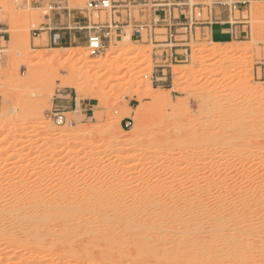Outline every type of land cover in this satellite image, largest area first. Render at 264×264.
Returning <instances> with one entry per match:
<instances>
[{
  "label": "rangeland",
  "instance_id": "374dc122",
  "mask_svg": "<svg viewBox=\"0 0 264 264\" xmlns=\"http://www.w3.org/2000/svg\"><path fill=\"white\" fill-rule=\"evenodd\" d=\"M70 1L72 7L83 9L88 0ZM217 1L220 0H191L190 4L215 6ZM48 6V3L42 8L30 6V0H0V20L8 24L11 37L0 58V198L7 197V191L13 189L18 197L26 196L28 200L33 197L40 201L63 199L62 202H67L71 200V194L67 193L70 185L76 184L73 186L78 190L76 196H84L87 192L81 187L95 184L97 179L112 186L117 194L125 178L138 175H143L144 180L136 183L133 180V184L176 187L177 184L186 187L197 178L198 185L205 184L202 181L211 174L232 186L243 185L244 174L249 175V172L252 176H263L264 156L259 155L257 159L252 154L251 140L250 146L247 145L249 149L244 145L249 134L245 135L246 129L236 143L223 140L220 143L221 139H217V144L215 140L202 148L194 146L183 134L187 130L197 134L200 131L203 135H199L209 139L216 138L220 131L222 137L229 124L244 123L247 128L253 118L264 126V0L253 1L246 12H235L231 16V21L247 26L243 38L226 37V28L220 31V26L214 28V35L207 29L204 32L196 29L188 44V61L172 66L171 77L158 84L150 81L157 47L146 42L145 32L143 42L130 38L127 43L121 36L105 43L97 57H90L85 46L37 49L33 45H39L40 41L34 39L32 31L49 15ZM203 17H206L205 10ZM109 18L108 12L91 16L94 22ZM155 32V40H165V30ZM127 33L131 35L129 29ZM111 51L112 58L106 68L81 70L76 73L79 77L72 75L79 67L74 65V59L80 54L103 64ZM68 55L73 60L66 61ZM71 75L77 83H84L82 93L66 84L61 86ZM148 85V89L161 98L160 105L149 98L133 96L137 89L148 90ZM64 97L75 101L76 108L64 109ZM56 105L73 120V126L53 123L52 110ZM141 108L143 110L138 111L146 112L140 121L135 117L136 110ZM220 118L227 121L226 127L218 125ZM124 119L132 122L127 129L123 127ZM42 124H50L62 133L84 125L86 135L80 142L55 140L50 143L48 133L43 132L38 137ZM134 126L140 128L133 135L121 132L122 129L128 132ZM263 126L258 128L262 130ZM111 138L120 141L108 145L107 140ZM242 146L249 151L241 149ZM210 149L224 152L221 156L227 159H221L226 160L227 163L222 162L225 167L219 156L214 159L203 155ZM198 152H202L199 157ZM230 158L232 164L228 163ZM237 158H240V163L236 162L238 166L234 163ZM121 168H125L124 174L120 173ZM202 176L205 179H201ZM10 179L13 181L9 182Z\"/></svg>",
  "mask_w": 264,
  "mask_h": 264
},
{
  "label": "bare ground",
  "instance_id": "6f19581e",
  "mask_svg": "<svg viewBox=\"0 0 264 264\" xmlns=\"http://www.w3.org/2000/svg\"><path fill=\"white\" fill-rule=\"evenodd\" d=\"M123 39L129 43L128 33ZM111 54L113 52L106 55L103 64L87 60L86 55L82 57L80 54L74 59V65L79 67L71 72L72 75L76 76L81 70L86 72L91 68H106ZM158 54H163V51L158 50ZM71 59V55L65 57L66 61ZM72 75L67 81H62L61 86L66 84L82 93L84 83H77ZM142 90H135L133 96L160 103L161 98L156 97L151 88ZM144 111L136 113V120L144 119L141 118ZM217 123L219 126L225 125L222 128L228 125L223 118ZM248 123L247 128L244 123H241L242 126L238 124L239 127L234 125L237 128L229 124L228 128H224L222 137L220 131L216 138L208 139L200 131L202 135L188 130L183 137L202 148L215 140L217 144L220 139V143L222 140L224 143H236L246 129L245 135L249 132L248 141L243 144L250 146L248 142L251 140L253 151H250L259 159V155L264 156V128H258L262 123L257 122L256 118ZM83 126L62 133L50 124H42L37 136L46 132L50 143L55 140L80 142L86 135ZM140 126H134L128 132L122 129L121 132L130 136ZM118 138L107 140V144L119 142ZM221 153L224 152L210 149L203 155L210 158L219 156L217 158L221 159L224 156ZM200 154L202 152H198L197 157ZM223 159L221 164L226 162ZM238 160L240 158L234 163H240ZM228 163H231V158ZM123 169L121 174L125 173ZM250 174H244L242 181L245 182L240 186L225 185L218 175L215 177L211 174L208 179L201 177H204L202 182L205 181V184L198 185L197 178V183L194 181L197 185L193 182L186 187L183 184H177L178 187L137 185L136 181L144 180L143 175H138L127 180L125 178L117 194L112 186L97 179L95 184L81 187L84 192L91 191L81 197L76 196L78 190L73 188L76 184L72 182L73 186L70 185L67 190L71 200L67 202H62L63 199L58 202L40 201L33 197L28 200L26 196L18 197L16 191L10 189L7 197L0 198V264H264V174Z\"/></svg>",
  "mask_w": 264,
  "mask_h": 264
},
{
  "label": "built area",
  "instance_id": "2783aa9c",
  "mask_svg": "<svg viewBox=\"0 0 264 264\" xmlns=\"http://www.w3.org/2000/svg\"><path fill=\"white\" fill-rule=\"evenodd\" d=\"M140 7L142 9V15L146 16V11L144 9H149V14L155 16L157 19L152 20L150 23L135 21L125 24H133L134 31L136 32L134 36L135 41L143 42V32L146 33V42L151 43L157 47L158 50H162L163 54H154V67L150 81L153 84L165 83L171 77V67L178 63H185L190 57V48L188 46L190 37L194 35V27L212 25L219 22L216 18L213 7L205 4H193L188 7V17H185L181 25V32H177L173 25H165L163 29H157L160 24L166 23V20H171L173 18L171 12V4L168 0H139ZM135 2H117L116 0H88L83 10L87 14L85 17V25L76 26L77 30L87 31L86 38V49L90 57H96L102 53L104 49V44L109 43L113 39H118L122 36V26L124 23L113 20V16L119 15L117 10L120 7L123 9H128V6L134 5ZM137 3L136 5H138ZM241 1H217L215 6L221 10H225L228 16H232L235 12H238L239 6L244 5ZM49 11H53L54 7L49 5ZM205 10V18L203 17ZM109 13V20L104 22H94L91 19L93 14L97 16L101 13ZM160 13L162 14L160 16ZM160 17V18H159ZM236 24V21H231L229 25ZM155 30H165V40L157 41V33ZM39 33L38 30H33L32 35L36 37ZM142 34V37L140 36ZM163 69L168 70V72L159 73V76L163 79H158L160 77H155V70ZM147 78V76H145ZM52 121L56 126H73V120H69L65 116V111L61 106H54L52 110ZM132 122L130 119L123 120V127L129 128Z\"/></svg>",
  "mask_w": 264,
  "mask_h": 264
},
{
  "label": "crops",
  "instance_id": "0c3cea01",
  "mask_svg": "<svg viewBox=\"0 0 264 264\" xmlns=\"http://www.w3.org/2000/svg\"><path fill=\"white\" fill-rule=\"evenodd\" d=\"M117 2H126L132 3L135 2L134 5L128 6V9H123L120 7L117 10L119 15L113 16V20L118 21L120 23H124L122 26L123 34L122 36H126L127 29L131 31L130 38L134 40L132 36L135 35L133 24H125L129 22H145L150 23L152 20L157 19L155 16L149 14V9H144L146 11V16L144 17L142 13V9L140 7L139 0H116ZM244 2L245 4L239 6L238 13L243 14L246 12L251 2L258 0H237ZM171 4V12L173 18L171 20H166V23L160 24L157 29H163L165 25H173L174 29L177 32H181V28L178 25L182 24V21L185 17H188V7L191 6V0H168ZM46 3L54 7V10L49 13V15L43 17V22L39 25L37 34L34 39H37L39 45L36 46L37 49H67L71 46H80L84 47L86 45L87 31L77 30L76 26L85 25V17L87 14L82 8L72 7L70 0H30V6H39L38 8H42ZM139 3L138 5H136ZM30 7H28L29 9ZM214 14L219 22L214 23L212 25H204V26H196L194 27V34L196 29H199L200 32H204L205 29L210 31L212 35H214V28L216 26H220L221 30L226 28L227 35L229 38H243V33L245 32L246 25H240L241 22H236V24L229 25L231 22V16L225 12V10H221L216 6L213 7ZM162 14L160 13V16ZM160 18V17H159ZM129 21V22H128ZM142 37V34L140 33ZM194 36V35H193ZM223 36V35H222ZM43 37L45 39H43ZM10 34H9V26L6 22H2L0 20V58H3V52L5 51L7 44L10 42ZM139 42V41H138ZM168 72V70L158 69L154 71L155 77H160L159 73ZM163 79V78H158ZM64 104V109L67 108H76L77 104L73 100H69L67 97L62 99ZM66 105V106H65ZM81 105V103H79Z\"/></svg>",
  "mask_w": 264,
  "mask_h": 264
}]
</instances>
